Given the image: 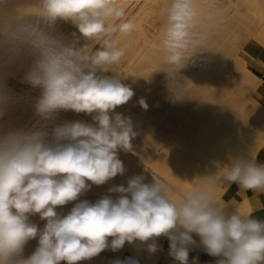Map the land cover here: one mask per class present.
<instances>
[{
	"label": "clouds",
	"instance_id": "obj_1",
	"mask_svg": "<svg viewBox=\"0 0 264 264\" xmlns=\"http://www.w3.org/2000/svg\"><path fill=\"white\" fill-rule=\"evenodd\" d=\"M164 14L162 71L175 101L185 96L180 70L203 52L196 38L200 13L196 0H170ZM60 22L80 35L59 34ZM136 29L119 0H0V121L20 103L7 84L14 73L6 69L23 68L20 82L39 92L30 127L0 124V264H79L125 242L146 244L155 254L161 236L168 238L174 261L189 264L193 235L204 252L220 257L216 264H264V220L228 210L206 183L172 195L169 183H146L140 174L127 186L109 188L119 194L115 199L105 195L95 203L81 200L65 215L56 211L126 172L119 151L132 152L138 133L131 118L115 109L134 91L113 69L127 54L122 41ZM139 103L147 109L144 99ZM68 111L88 114L93 123H57ZM229 159L216 173L225 188L235 183L264 192V163L251 156ZM37 214L46 221L42 229L30 220ZM37 238L26 256V245Z\"/></svg>",
	"mask_w": 264,
	"mask_h": 264
},
{
	"label": "bare ground",
	"instance_id": "obj_2",
	"mask_svg": "<svg viewBox=\"0 0 264 264\" xmlns=\"http://www.w3.org/2000/svg\"><path fill=\"white\" fill-rule=\"evenodd\" d=\"M143 1L119 0L126 9V18L131 17L137 24L136 31L122 41L127 48L125 58L113 69L125 76L122 82L134 91L126 104L115 109L131 118L138 133L132 140V152L119 151L126 172L104 185H92L77 201L58 206L56 211L60 215L70 212L81 200L95 203L105 195L115 199L119 194L109 193L108 189L127 186L129 178L140 174L145 176L146 183L154 179L169 183L174 189L172 195L192 188L193 184L206 183L224 206L228 188L219 182L216 173L230 163V157L251 156L256 160L264 147V77L244 60L248 42L264 53V47L253 38L260 27L261 32L264 30V0H196L200 13L196 38L203 52L180 70L179 86L185 96L175 101L168 74L162 71L159 43L164 10L170 0ZM57 29L69 39L74 32L80 35L71 23L60 22ZM5 71L14 73L9 75L7 84L20 97V103L0 124L30 127L35 120L32 104L39 92L18 91L23 87L20 82L23 68ZM141 99L147 103V109L141 107ZM76 120L93 123L92 116L73 111L61 112L56 122ZM30 220L41 229L46 223L38 214ZM165 238H157L159 250L155 254L148 253L146 244L125 242L118 251L106 249L79 264H111L124 258H133L139 264H157L165 257L162 243ZM108 239L111 241L112 237ZM37 240L26 245V256L37 247Z\"/></svg>",
	"mask_w": 264,
	"mask_h": 264
},
{
	"label": "crops",
	"instance_id": "obj_3",
	"mask_svg": "<svg viewBox=\"0 0 264 264\" xmlns=\"http://www.w3.org/2000/svg\"><path fill=\"white\" fill-rule=\"evenodd\" d=\"M260 29L261 27L256 31L253 38L264 47V30L262 29L261 32ZM246 48V58L244 57V60L258 75L264 77V53L249 42L246 44ZM256 161L257 163H264V147L258 152ZM225 201L228 210L251 213L254 218L264 220V192L257 193L251 190H240L238 185L233 183L226 191ZM193 239L197 241V244L190 246L189 264H192L194 258H198L197 264H216V261L220 259V257L208 255L203 251L202 247L199 246V237L193 235ZM162 243L165 257L157 264H178V262L174 261L169 255L170 242L168 238L166 237ZM121 260H126V258Z\"/></svg>",
	"mask_w": 264,
	"mask_h": 264
},
{
	"label": "rangeland",
	"instance_id": "obj_4",
	"mask_svg": "<svg viewBox=\"0 0 264 264\" xmlns=\"http://www.w3.org/2000/svg\"><path fill=\"white\" fill-rule=\"evenodd\" d=\"M144 1H146V0H144ZM144 1H143V3H144ZM142 3V4H143ZM142 4H139V8L142 6ZM138 5V4H137ZM139 8H137V10L139 9ZM134 10V9H133ZM137 10H135V12L137 11ZM132 12V11H131ZM135 12H132L133 14L135 13ZM131 18V17H130ZM81 43H82V41H81ZM14 78V77H13ZM20 89L18 90V91H20L21 93H23V94H27V91H29V92H31V88H30V86H28V85H26V84H23V87H19ZM22 89H23V91H22ZM25 90V91H24ZM27 90V91H26ZM25 92V93H24ZM22 94V95H23ZM7 119H6V117H4V119H3V121H6ZM3 121H1V122H3Z\"/></svg>",
	"mask_w": 264,
	"mask_h": 264
}]
</instances>
